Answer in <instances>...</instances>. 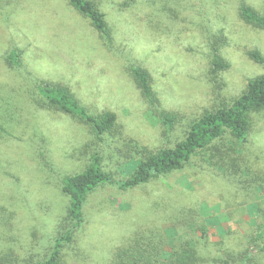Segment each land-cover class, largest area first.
<instances>
[{
	"label": "rangeland",
	"instance_id": "374dc122",
	"mask_svg": "<svg viewBox=\"0 0 264 264\" xmlns=\"http://www.w3.org/2000/svg\"><path fill=\"white\" fill-rule=\"evenodd\" d=\"M97 1L111 42L69 0H15L0 11V259L51 253L70 202L63 178L85 169L94 153L119 183L134 168L135 145L174 146L190 120L232 101L264 73L249 56L264 54V30L239 15L243 1L264 13V0ZM215 46L229 68L214 69ZM15 50L18 67L9 59ZM133 65L149 70L163 107L182 117L173 130L143 97ZM39 80L68 86L91 113H116L118 130L98 140L70 113L43 108ZM242 151L249 175L230 176L196 158L140 187L100 186L65 248L66 264H111L145 230L166 231L175 244L198 243L207 258L199 264L232 260L264 229V114ZM257 246L252 264H264Z\"/></svg>",
	"mask_w": 264,
	"mask_h": 264
},
{
	"label": "trees",
	"instance_id": "16d2710c",
	"mask_svg": "<svg viewBox=\"0 0 264 264\" xmlns=\"http://www.w3.org/2000/svg\"><path fill=\"white\" fill-rule=\"evenodd\" d=\"M15 0H0V11H4ZM167 1V0H164ZM170 1V0H168ZM70 5L86 17L104 38L112 41L108 15L97 0H69ZM239 15L248 24L264 30V13L243 1ZM20 52L12 51L9 59L16 67L21 65ZM249 56L259 64H264V54L252 50ZM215 70H225L230 63L221 54L220 47L215 46L213 57ZM132 74L137 85L150 104L156 110L162 122L169 130L182 119L180 115L167 111L161 98L155 91L151 74L141 65L132 66ZM37 89L40 104L49 110H59L87 123L98 140L112 135L117 128V115L107 111L91 113L89 108L75 96L65 85L48 80H39ZM264 114V73L249 79L243 92L232 101L213 109L205 110L199 117L190 120L184 129V135L172 147L152 150L146 146L135 145L131 152L134 168L129 169L127 179L117 182L113 174L104 167L102 157L94 153L91 162L82 171L67 174L62 181V192L69 197L68 214L64 226L60 229L52 251L43 257L30 255L26 260L0 259V264H66L65 248L73 246L77 232L83 227L86 216L84 206L88 196L105 184L118 183L123 189L143 186L161 176L183 170L196 158H201L209 166L223 168L230 176L238 172L250 174L251 169L245 165L243 149L250 142L256 119ZM182 121V120H181ZM134 142V140H131ZM95 145H99L94 142ZM100 146V145H99ZM242 158V161H241ZM222 167V168H221ZM235 171V172H234ZM258 236L251 245H247L239 254H232V260L224 256L213 260L215 264H252L257 245L258 253L264 252V229L260 228ZM154 230L138 232L126 245L120 247L113 255L111 264H199L207 258L201 253L198 243L181 239L179 244ZM171 240V241H170ZM259 241L257 244L256 242ZM170 245L168 251L166 247ZM251 247V248H250Z\"/></svg>",
	"mask_w": 264,
	"mask_h": 264
}]
</instances>
